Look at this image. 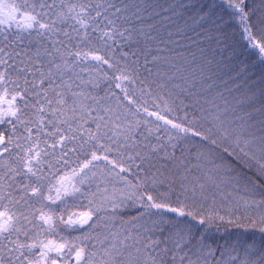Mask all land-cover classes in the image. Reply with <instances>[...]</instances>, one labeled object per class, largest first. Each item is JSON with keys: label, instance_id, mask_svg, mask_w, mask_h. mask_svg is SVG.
I'll return each instance as SVG.
<instances>
[{"label": "snow or ice", "instance_id": "obj_1", "mask_svg": "<svg viewBox=\"0 0 264 264\" xmlns=\"http://www.w3.org/2000/svg\"><path fill=\"white\" fill-rule=\"evenodd\" d=\"M0 264H264V0H0Z\"/></svg>", "mask_w": 264, "mask_h": 264}, {"label": "trees", "instance_id": "obj_2", "mask_svg": "<svg viewBox=\"0 0 264 264\" xmlns=\"http://www.w3.org/2000/svg\"><path fill=\"white\" fill-rule=\"evenodd\" d=\"M161 2H163V0H161ZM169 2H170V0H169Z\"/></svg>", "mask_w": 264, "mask_h": 264}]
</instances>
